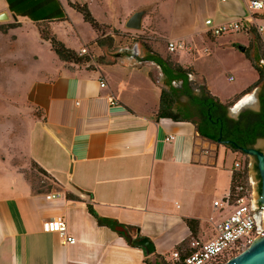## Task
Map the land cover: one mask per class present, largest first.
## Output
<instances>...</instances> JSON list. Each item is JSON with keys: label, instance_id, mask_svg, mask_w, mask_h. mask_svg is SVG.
I'll use <instances>...</instances> for the list:
<instances>
[{"label": "crops", "instance_id": "crops-1", "mask_svg": "<svg viewBox=\"0 0 264 264\" xmlns=\"http://www.w3.org/2000/svg\"><path fill=\"white\" fill-rule=\"evenodd\" d=\"M52 1L51 12L42 13ZM67 1L73 11L71 3L85 5ZM159 9L160 34L192 48L180 53L192 52L197 42V52L218 55L234 49L232 44L251 41L253 30L264 41V10L251 13L243 0H162ZM62 12L69 14L63 0H0V14L10 17L0 26L60 23L65 21ZM210 19L215 25L242 20L248 29L213 38L205 24ZM65 64L69 65L35 63L22 78L30 120L20 153L28 169L36 164L59 189L36 192L22 165L5 156L8 148L0 146V264H147L143 248L100 226L88 204L99 216L129 226L133 234L138 230L166 261L191 237L186 219L199 221L198 239H211L216 225L232 211L214 202L230 193L233 168L227 171L229 182L220 189L221 198L209 199L206 190L218 166L219 144L202 139L191 123L156 120L159 103L154 111V103L138 93L151 80L137 68L123 65L103 73ZM205 85L223 103L249 90L219 97L206 77ZM170 137L174 139L167 140ZM197 171H202V178H197ZM50 193L60 195L49 200ZM58 218L66 221L76 243L65 245L57 232L44 229L45 222Z\"/></svg>", "mask_w": 264, "mask_h": 264}, {"label": "rangeland", "instance_id": "rangeland-1", "mask_svg": "<svg viewBox=\"0 0 264 264\" xmlns=\"http://www.w3.org/2000/svg\"><path fill=\"white\" fill-rule=\"evenodd\" d=\"M70 1H79L88 5L92 15L104 26V33L98 35L83 20L80 14H77L68 6L67 0H63V2L69 14H64L65 21L63 22L42 24L36 27L32 23L24 21L20 23L19 28H12V24L0 26V146L8 148L9 152L4 151L3 153L5 156H11L15 163L22 165V171L26 173L27 178L33 183L36 190H45L47 186H43V177L34 166H31L30 169H28L30 167L29 163V167L28 165L25 166L22 153H20L25 147L30 120L29 107L21 90L22 78L30 66L35 63L44 65L52 60L58 64L60 63V65H69L50 51V43L48 44V42L41 39L39 29H41L43 37L55 36L67 48L75 51L80 57L86 58L79 67L100 70L103 73L114 71V69L123 65H131L140 70L141 74H145L151 81L149 83L145 81L144 86L139 87L138 93L141 94V97L154 103V111H156L159 103L160 92L164 88L160 81V69L152 62L139 63L126 58L122 62L121 59L123 58H119L117 55L125 49H138L140 55H144L147 53L145 47L147 45L163 57L169 58L173 63L193 69L195 75H191L190 79L193 82L195 91H200L199 87H206L205 77L212 83L213 91L219 94V97L224 96L223 92H233L240 89L239 91L242 93L249 88V93L241 99L245 100V97L250 96L251 99L245 100L250 102L247 109L257 108L254 105L252 96L258 93L263 87V83L253 87L258 81V75L245 53L239 52L235 48L224 49L218 55L214 52H197V42L193 44L196 46L192 52H169V41L160 34L161 24L160 21L156 20L160 14L159 5L162 0ZM145 8H148L149 11L143 19L142 29L140 31L126 29L125 23L130 16ZM52 9L48 8L44 13ZM5 30L7 32H4ZM99 41L103 43V46L99 45ZM241 45L245 46L247 50L250 41L245 40ZM82 49H86L87 53L80 55ZM51 53L56 56L51 57ZM249 54L251 55L253 52L249 51ZM230 77H233L234 81L230 82ZM116 84H119V82ZM120 86L118 85V87ZM238 102L239 100L229 107L231 113ZM217 146L221 153L218 157L217 169L211 175L212 183L211 185L208 184L206 189L208 198L212 199L213 196L222 197L219 196L220 189L227 186L229 182L227 171L234 168V164L239 162L247 171L244 177L237 179V184L247 183L253 198L257 200L259 194L257 192L258 172L255 169V166H257L256 158L235 153L222 144ZM256 147L264 152V140L258 141ZM225 152H228L226 156ZM6 153L9 155H6ZM232 153H235V156ZM170 176L173 177L174 172H171ZM197 178H202V171H197ZM207 182L209 183L208 178ZM52 188L53 190L59 189L53 183ZM168 263L172 264L171 262Z\"/></svg>", "mask_w": 264, "mask_h": 264}, {"label": "trees", "instance_id": "trees-1", "mask_svg": "<svg viewBox=\"0 0 264 264\" xmlns=\"http://www.w3.org/2000/svg\"><path fill=\"white\" fill-rule=\"evenodd\" d=\"M47 1L48 0H41L42 3H46ZM54 6L55 2L52 1L51 6L47 8H53ZM58 6L60 7L59 4ZM70 6L83 17V20L89 24L98 35L104 33V26L96 20L86 4L80 5L78 3H71ZM45 10H47L46 6L41 9V12L44 13ZM49 12H51V10H49ZM60 17L62 19L65 17L63 12ZM13 25L14 24H12V28L16 27ZM41 25L42 24H40V26ZM4 32H7V30ZM39 32L41 38L50 43L51 50L61 61L80 65L86 60V58L80 57L75 51L67 48L66 45L59 41L55 36L43 37L41 29H39ZM252 32L253 39L250 41V45L247 48L245 55L258 75V81L253 87H257L259 84L263 83V93L261 96L262 109L260 112L248 110L241 113L238 119L229 117V107L234 105L245 94L249 93V90L239 98L227 103L221 102L218 97L212 95L207 87H199L200 93L197 96L193 95V82L190 79L191 75H195L193 69L173 63L169 58L163 57L160 53L153 51L146 45V61L152 62L159 67L161 72L160 81L164 87L160 93L159 108L155 115V119H169L173 122L191 123L195 126L197 134L202 139L216 144H219L218 139L221 138L222 141H232L238 146L252 148L259 139H264V41L258 32L255 30ZM99 45L103 46V43L99 41ZM249 51H252L253 54L250 55ZM178 84H181V86H177ZM183 96H189V100L183 102L181 99ZM193 106L197 107V116L192 112ZM226 147L235 153L237 152L246 155L234 145H228ZM32 166H34L43 177V186H47V189L45 190H36L33 183L30 181L33 189L40 193H47L53 190L52 183L54 184V182L52 178H50L36 164L33 163ZM237 179L239 178L233 175L230 188L231 193L234 192L237 186ZM67 198L77 199V197L72 194H67ZM87 208L89 213L96 219L100 226L108 227L122 237L127 238L126 230H132L129 226L122 225L116 220L99 216L92 204H88ZM185 221L191 230V237L175 248V250L180 252L182 257L190 252L191 241L193 239H198L199 233V221L193 219H186ZM146 263L169 264L164 257H161L156 253L152 255V258L146 256ZM176 264L183 263L178 262Z\"/></svg>", "mask_w": 264, "mask_h": 264}, {"label": "built area", "instance_id": "built-area-1", "mask_svg": "<svg viewBox=\"0 0 264 264\" xmlns=\"http://www.w3.org/2000/svg\"><path fill=\"white\" fill-rule=\"evenodd\" d=\"M243 1L251 13L264 10V0ZM205 24L208 27V33L213 38L246 32L248 29L242 20L215 25L213 20L210 19L206 20ZM259 30L262 31L263 28ZM168 50L170 53H179L190 51L192 48L184 41H170ZM86 53L87 50L82 49L80 55ZM101 87L105 88L106 84L101 82ZM109 101L112 105L116 104L113 96H109ZM172 139L174 138L170 137L167 140ZM233 167V175L237 176L239 174L238 178L244 177L245 167L239 162H236ZM59 195V193H50L47 199H55ZM214 206L217 208H231L232 210L223 221L216 225L214 236L207 241L193 239L189 253L182 257L178 250H174L170 254L171 258L167 260L168 262L172 264L178 262L183 264H224L247 250L255 240L264 237V204L253 198L247 183L237 184L233 193L230 192L222 200L214 202ZM254 207L259 210V217ZM44 229L48 232H57L63 238L65 245L74 244L77 241L69 235L67 223L62 218L45 222Z\"/></svg>", "mask_w": 264, "mask_h": 264}, {"label": "water", "instance_id": "water-1", "mask_svg": "<svg viewBox=\"0 0 264 264\" xmlns=\"http://www.w3.org/2000/svg\"><path fill=\"white\" fill-rule=\"evenodd\" d=\"M149 9L145 8L135 12L125 23V28L128 30L140 31L143 27V19L145 15L148 13ZM15 20H17L16 16H13ZM10 17L6 13L0 14V23L9 21ZM232 47L239 50V52L245 53L246 47L241 44H232ZM256 95V94H255ZM255 95L253 97L255 98ZM239 103V104H238ZM236 105L234 106L232 113L231 110L228 109L229 117L233 119H237L241 112L247 109L248 103L243 102V100H239ZM260 141V140H259ZM219 144L223 145H234L237 147L242 153L246 154L247 156L255 157L257 160V169L259 176L261 178V193L258 196V200L260 203L264 204V152H262L257 147L252 148H244L238 146L232 141H222L221 138L218 139ZM134 232L130 229L126 230V237L129 241L133 244L139 245L143 248L146 255L150 256L155 253V248L153 243L147 239L140 237L139 231ZM224 264H264V237L258 238L255 240L252 245L239 254L238 256L230 259Z\"/></svg>", "mask_w": 264, "mask_h": 264}, {"label": "flooded vegetation", "instance_id": "flooded-vegetation-1", "mask_svg": "<svg viewBox=\"0 0 264 264\" xmlns=\"http://www.w3.org/2000/svg\"><path fill=\"white\" fill-rule=\"evenodd\" d=\"M117 56L119 58H123L122 60H124V58H126L128 60H134V61L139 62V63L148 62V61H146L147 53H145L144 55H140L138 49H134V50L125 49V50H123V52H121V54H118ZM177 86L180 87L181 84H178ZM199 93H200V91H197V90L196 91L195 90L193 91V95H196L197 96ZM262 93H263V88H261L258 91V93L255 95L254 105H256L257 108L256 109H250V108H248V109L244 110L243 112L248 111V110L249 111H253V112H260L261 109H262V100H261ZM181 99H182L183 102L188 101L189 100V96H183ZM192 112L197 116V107L196 106H193L192 107ZM243 112H241V113H243ZM228 116H229V114H228ZM259 140H264V139H259ZM256 144H255L254 147H256ZM255 169H256V172H258L257 166H255ZM257 177H258L257 178V180H258L257 192H258V194H260L261 193V178L259 176V173L257 174ZM254 209L256 210V214L259 217L260 216L259 210L256 209V207H254Z\"/></svg>", "mask_w": 264, "mask_h": 264}, {"label": "bare ground", "instance_id": "bare-ground-1", "mask_svg": "<svg viewBox=\"0 0 264 264\" xmlns=\"http://www.w3.org/2000/svg\"><path fill=\"white\" fill-rule=\"evenodd\" d=\"M252 98H254V97L252 96ZM246 99L249 100V99H251V97H250V96H247V98H245V100H246ZM245 100H243V102H247L248 104L250 103L249 101H245ZM238 104H239V103H238ZM236 106H238V105H236Z\"/></svg>", "mask_w": 264, "mask_h": 264}]
</instances>
